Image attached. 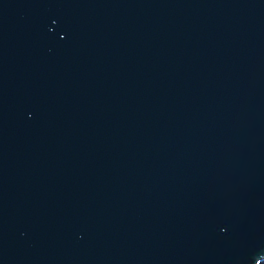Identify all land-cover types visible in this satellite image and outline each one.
Wrapping results in <instances>:
<instances>
[{
	"label": "water",
	"instance_id": "obj_1",
	"mask_svg": "<svg viewBox=\"0 0 264 264\" xmlns=\"http://www.w3.org/2000/svg\"><path fill=\"white\" fill-rule=\"evenodd\" d=\"M0 264H264V0H0Z\"/></svg>",
	"mask_w": 264,
	"mask_h": 264
}]
</instances>
